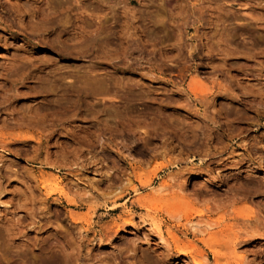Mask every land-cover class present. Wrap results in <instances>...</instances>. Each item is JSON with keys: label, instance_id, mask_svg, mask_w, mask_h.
Returning <instances> with one entry per match:
<instances>
[{"label": "rangeland", "instance_id": "1", "mask_svg": "<svg viewBox=\"0 0 264 264\" xmlns=\"http://www.w3.org/2000/svg\"><path fill=\"white\" fill-rule=\"evenodd\" d=\"M263 233L264 0H0V264H264Z\"/></svg>", "mask_w": 264, "mask_h": 264}, {"label": "bare ground", "instance_id": "2", "mask_svg": "<svg viewBox=\"0 0 264 264\" xmlns=\"http://www.w3.org/2000/svg\"><path fill=\"white\" fill-rule=\"evenodd\" d=\"M230 205H231V204H230ZM225 206H226V205H225ZM225 209H226V208H225ZM242 212H243V211H242ZM236 215H237V214H236ZM247 222H248V221H247ZM257 222H258V221H257ZM257 225H258V224H257ZM261 225H262V224H261ZM260 227H261V226H260ZM248 229H249V228H248ZM248 229H247V230H248ZM244 230H245V229H244ZM244 230H243V231H244ZM252 230H254V229H252ZM256 231H257V230H256ZM260 233H261V231H260ZM254 234H255V233H254ZM263 234H264V233H263ZM254 236H255V235H254ZM161 241H162V244H163L164 246L170 244V242H168L167 239H166L165 237H162V238H161ZM180 246H181V245H180ZM180 249H182V247H181Z\"/></svg>", "mask_w": 264, "mask_h": 264}]
</instances>
